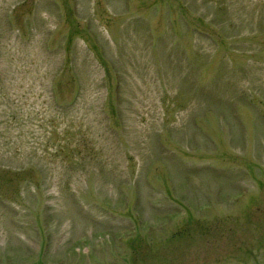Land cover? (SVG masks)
Here are the masks:
<instances>
[{"label":"rangeland","instance_id":"1","mask_svg":"<svg viewBox=\"0 0 264 264\" xmlns=\"http://www.w3.org/2000/svg\"><path fill=\"white\" fill-rule=\"evenodd\" d=\"M0 20V264H264V0Z\"/></svg>","mask_w":264,"mask_h":264},{"label":"trees","instance_id":"2","mask_svg":"<svg viewBox=\"0 0 264 264\" xmlns=\"http://www.w3.org/2000/svg\"><path fill=\"white\" fill-rule=\"evenodd\" d=\"M0 22H1V20H0ZM4 22V24L6 23V26H7V29H8V26H9V29L8 30H11V33L14 31V29H12L13 27L10 25V21H9V19L8 18H6V21H3ZM8 24V25H7ZM2 29V26H1V23H0V38L2 37V35H3V29ZM6 30V29H5ZM19 35V34H18ZM20 36V35H19ZM44 48H45V50H47V52L49 51V52H52V50H51V48L49 47V45H48V43L47 42H45L44 43ZM75 49H77L76 48V45H74V47L72 48V50L75 52ZM65 61V64H66V59L64 60ZM73 66V65H72ZM75 67V66H74ZM78 78V80H79V85H81V82H80V77H77ZM80 89H81V87H80ZM80 91V90H79ZM78 96H79V92H78ZM70 104H66V106L64 107V109L66 110L67 109V107L69 106V105H72V104H74L75 103V101H73L72 103L71 102H69Z\"/></svg>","mask_w":264,"mask_h":264}]
</instances>
